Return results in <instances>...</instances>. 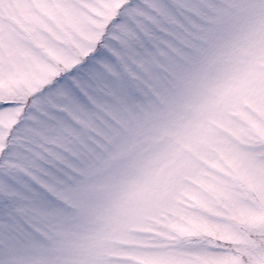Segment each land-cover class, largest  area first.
Segmentation results:
<instances>
[{
	"label": "snow or ice",
	"instance_id": "obj_1",
	"mask_svg": "<svg viewBox=\"0 0 264 264\" xmlns=\"http://www.w3.org/2000/svg\"><path fill=\"white\" fill-rule=\"evenodd\" d=\"M248 0H0V264H113L80 253L81 220L100 178L148 136L218 154L243 180L264 170V66L240 67ZM257 10L264 16V0ZM253 108L259 119L249 120ZM226 133L227 135H222ZM254 142V152L243 145ZM192 166L147 191L166 221L145 264H264L260 239L184 224ZM237 204L234 185H205ZM258 195L264 198V184ZM238 253V254H237Z\"/></svg>",
	"mask_w": 264,
	"mask_h": 264
},
{
	"label": "rangeland",
	"instance_id": "obj_2",
	"mask_svg": "<svg viewBox=\"0 0 264 264\" xmlns=\"http://www.w3.org/2000/svg\"><path fill=\"white\" fill-rule=\"evenodd\" d=\"M252 8L245 15L244 32L240 36L242 50L240 67L254 65L256 72L264 66V16L257 7L260 0H248ZM249 120L259 119L253 108L247 109ZM227 135L226 133H221ZM174 139L168 135L144 138L143 142L126 154L116 166L111 178H100L89 198V208L82 217L79 243L85 259L101 256L113 264H145L143 257L150 255L147 247L157 231H166V221L149 209L148 192L133 194L144 187L150 189L155 181L164 179L177 166H192L198 174H189L186 184L201 194V200L186 199L182 208L184 217H172L184 224L187 218H197L203 225L227 230L236 237L229 247L242 248L246 243L259 240L264 220V198L258 195L264 184V170L259 165L252 168L243 180L234 179L230 169L212 167L218 154L211 148L202 149L203 158L188 149L177 158ZM243 147L254 152V142ZM228 181L234 185L237 204L225 207L223 200L214 198L205 185ZM238 254V253H237Z\"/></svg>",
	"mask_w": 264,
	"mask_h": 264
}]
</instances>
